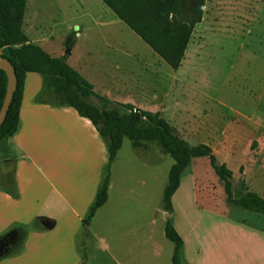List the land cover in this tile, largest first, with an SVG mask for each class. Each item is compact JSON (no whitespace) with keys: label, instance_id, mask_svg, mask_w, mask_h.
Wrapping results in <instances>:
<instances>
[{"label":"rangeland","instance_id":"obj_1","mask_svg":"<svg viewBox=\"0 0 264 264\" xmlns=\"http://www.w3.org/2000/svg\"><path fill=\"white\" fill-rule=\"evenodd\" d=\"M105 8L101 0H28L24 28L54 57L71 54L68 38L74 34L70 65L83 66L96 54L109 62L110 72L125 79L107 84L88 63L83 73L98 94L159 111L192 145L212 147L219 162L234 172L236 198L248 191L264 195V0H206L203 19L177 70ZM43 83L42 74H28L26 105L40 96L49 98ZM81 128L84 142L91 144L89 130ZM7 148L5 156L0 147L3 159H14L23 186L18 217L27 220L52 208L56 214L66 211L67 225L51 230L36 221L28 228L15 225L19 240L7 251L0 247V264H118L112 255L124 262L126 242H147L142 255L153 254L157 248L152 244L161 247L162 256L168 249L172 255L174 244L165 236L169 212L163 211L162 199L174 159L157 144L135 148L124 139L113 169L116 192L89 229L84 220L96 196L90 198L82 182L95 172L92 159L73 174L43 154L28 162ZM44 174L66 178L71 191L63 193L71 205L40 185ZM171 213L173 218H167L184 236L195 264H239L237 256L264 264V236L256 230L264 224L255 219L264 221V216L228 203L208 157L194 158L183 173Z\"/></svg>","mask_w":264,"mask_h":264},{"label":"trees","instance_id":"obj_2","mask_svg":"<svg viewBox=\"0 0 264 264\" xmlns=\"http://www.w3.org/2000/svg\"><path fill=\"white\" fill-rule=\"evenodd\" d=\"M153 51L174 70L181 67L197 24L203 19L206 0H103ZM28 0H0V58H7L16 69L18 86L6 119L0 128V147L8 156L6 140L20 127V109L27 73L44 76V89L49 98L38 101L54 106L74 108L80 117L89 120L107 140L108 163L101 187L84 220L89 225L99 208L108 199L112 166L128 138L133 147L157 144L163 153L174 159L164 190L165 212H173V197L181 186L182 175L194 158L208 157L215 173L222 180L227 201L238 208L263 214L264 197L248 191L241 197L234 194V172L220 163L211 146L192 145L181 137L159 111L145 110L132 103H123L98 94L94 84L67 62V56L54 57L32 43L23 24ZM74 46V34L68 38ZM8 87V74L0 68V112ZM44 91V92H45ZM165 235L175 244L172 264H188L183 258L184 240L170 219Z\"/></svg>","mask_w":264,"mask_h":264},{"label":"crops","instance_id":"obj_3","mask_svg":"<svg viewBox=\"0 0 264 264\" xmlns=\"http://www.w3.org/2000/svg\"><path fill=\"white\" fill-rule=\"evenodd\" d=\"M101 1L107 7L105 8L106 9L105 12L108 11L109 16L111 15L112 18L114 17L118 18V16L105 4V2L103 0ZM119 20L121 21V19ZM24 24H26V20H24ZM26 33L32 43L41 46L47 51L46 47L42 43L38 42L36 39H33V37L30 35L29 32L26 31ZM77 34L81 36L79 32ZM73 48L74 47H71V49L69 50V52L71 51V54L66 55L67 62L70 56L72 55ZM89 54L93 55L95 53L89 52ZM64 55H61L60 57ZM88 63H90L89 65L92 66V68H94L96 72L99 73L102 79H106L107 84H113V81L118 79H120V81L125 80L122 76H118L110 72L109 62L106 59L102 58L101 56H97L96 54L94 58L90 59V61L87 60L83 61L84 67L82 65L76 68L73 67L72 65L71 66L80 73L81 72L83 73V70H85V66ZM28 74L30 73H27L26 75L24 89H23V99L20 109V127L15 135L9 137L6 140L7 146L9 147L11 152L15 153V155L17 156V160H26L28 162H32L33 158L36 155L38 156L39 154H43L45 157L53 158L57 165L60 164L62 166H65L66 168H68V170H70V172H73V174H76L78 172L79 168L83 165L86 159H92L93 162H95L96 164L94 169L95 172L90 179H86L82 182L83 183L82 186L84 185V188L85 187L89 188L90 198H94L101 187V183L105 174V168L109 159L107 143H105L100 138L101 135L99 134L95 126H93V124L86 118L83 117L79 118V116H77L78 115L77 111L72 107L54 106L49 103H41L37 99L35 100L32 99L31 102L28 101V104L26 105V81ZM82 75L84 76L85 74L83 73ZM83 119H86L89 122H85V120ZM51 120H53L54 122L49 124ZM81 126L86 127L89 130L90 138L92 139L90 140L91 144L88 143L89 141L84 142V139L82 137L83 132ZM141 148L147 149L148 146ZM118 160H119V153L117 159L115 160L112 166L108 199L107 202L101 208H99L100 211L108 205L113 194L116 192V191L114 192L115 180L113 175V169L116 163L118 162ZM13 163H14V159L12 158L3 159L2 152L0 149V225L1 227H3L0 230V247L4 246L6 248L4 251H7L11 246L14 245L15 242H18L19 240L18 231L15 230L16 228L13 229L15 225H22L23 227L28 228L31 226L33 222L36 221L41 224L42 223L47 224L50 230L56 228L58 225H64V226L67 225L66 211L63 212L60 211L59 214H56L55 210L52 208L48 209L49 211L46 210L45 214L43 215H39V216L33 215L31 218L27 220H23L18 217L21 206V199H22L21 193L23 192V186L21 185L20 182L21 180L19 179L20 173L16 169L15 170L13 169ZM36 171L38 170L36 169ZM53 179L56 181H53ZM53 179L48 175L44 174L43 178L39 179V183L40 185L43 184V186L45 187L47 186V188L49 187V189L53 190L55 193L59 195L62 201H64L66 204H70L68 198L65 196V193H63L65 191L68 192L71 191L69 190V187L66 184V178L63 175L56 174ZM27 181L32 182L31 179H28ZM16 183L18 184V186H16ZM57 183H59L60 186H58ZM194 189L195 192L197 193L196 180H194ZM259 195L264 197V195L261 194ZM162 208L163 211L165 212L163 207V199H162ZM71 211L82 219L83 216L80 213L78 214L75 208L72 206H71ZM249 212L251 213V215L254 214L260 217L264 216L263 214H259L251 211ZM167 219L168 218L166 217V222ZM255 219L259 220L260 223L264 224V221H262L260 218H255ZM174 226L184 240V236L182 235V233H180V231L178 230L175 224ZM89 227L90 225H88L87 229H89ZM256 230L264 236L263 228L262 229L257 228ZM31 232L32 234L35 233V231H31ZM126 243L127 244L124 246V253H125L124 262L126 263L119 261L117 258H115V255H112V258H114V261H116L118 264H127V263L172 264L173 253L172 255H170V249H168L165 256H162L161 247H159L160 248L159 249L158 247H156V244H152L153 247L155 246V248L157 249H154L152 255L146 256V255H142V253H146V249L148 247L147 242H126ZM101 246H99V248ZM102 247L103 249H106L105 250L106 252L109 250L108 248H110L107 244H105ZM174 248H175V244H174ZM199 251H200V247L195 248V252L197 254L199 253ZM183 258L186 263L195 264L193 262L194 257L189 256L188 248L185 240H184V248H183ZM251 259H252L251 257H241V256L235 257L236 263L239 264H250L252 263Z\"/></svg>","mask_w":264,"mask_h":264},{"label":"water","instance_id":"obj_4","mask_svg":"<svg viewBox=\"0 0 264 264\" xmlns=\"http://www.w3.org/2000/svg\"><path fill=\"white\" fill-rule=\"evenodd\" d=\"M203 8H204V5L202 6V9ZM67 52H69V50ZM0 68L4 69L8 74L7 92H6L3 107H2L1 112H0V128H1V126L3 125V123L6 119L7 113H8L9 108H10V104L13 100L15 91L17 89L18 79H17L15 67L13 66L11 61L8 60L7 58H0ZM166 216L172 217L173 213H171V212L166 213Z\"/></svg>","mask_w":264,"mask_h":264},{"label":"built area","instance_id":"obj_5","mask_svg":"<svg viewBox=\"0 0 264 264\" xmlns=\"http://www.w3.org/2000/svg\"><path fill=\"white\" fill-rule=\"evenodd\" d=\"M78 33V32H77Z\"/></svg>","mask_w":264,"mask_h":264},{"label":"flooded vegetation","instance_id":"obj_6","mask_svg":"<svg viewBox=\"0 0 264 264\" xmlns=\"http://www.w3.org/2000/svg\"><path fill=\"white\" fill-rule=\"evenodd\" d=\"M2 247V246H1Z\"/></svg>","mask_w":264,"mask_h":264}]
</instances>
